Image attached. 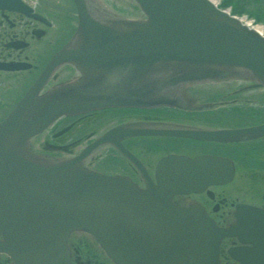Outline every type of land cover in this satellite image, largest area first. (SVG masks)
Returning <instances> with one entry per match:
<instances>
[{
    "label": "water",
    "instance_id": "water-1",
    "mask_svg": "<svg viewBox=\"0 0 264 264\" xmlns=\"http://www.w3.org/2000/svg\"><path fill=\"white\" fill-rule=\"evenodd\" d=\"M74 1L75 36L0 123V256L14 264H69L68 238L85 232L116 264H219L220 242L236 229H219L200 206L179 208L172 200L227 182L230 163L169 156L159 164L158 185L147 181L143 190L86 169L80 159L46 161L29 141L64 115L178 106L190 84L240 79L264 87V37L211 0H134L142 19L96 18L84 0ZM64 64L79 78L42 93ZM117 133L236 142L264 126L201 131L166 124L154 131L136 124Z\"/></svg>",
    "mask_w": 264,
    "mask_h": 264
},
{
    "label": "flooded vegetation",
    "instance_id": "flooded-vegetation-1",
    "mask_svg": "<svg viewBox=\"0 0 264 264\" xmlns=\"http://www.w3.org/2000/svg\"><path fill=\"white\" fill-rule=\"evenodd\" d=\"M84 2L93 17L129 18L128 8L118 11L111 0ZM78 25L74 0H0V122L73 39ZM79 76L73 66L61 65L50 74L42 93ZM180 99L175 107L65 115L33 137L29 148L46 161L80 159L86 169L127 178L143 190L147 181L158 185V167L166 157L223 159L232 165L230 180L176 195L173 202L179 208L196 204L217 228L236 229V234L220 242L219 264H264V133L245 135L236 142L117 133L122 126L136 124L154 131L166 124L201 131L257 129L264 126V87L240 79L206 81L187 85ZM106 137L111 140L102 142ZM67 243L69 264H116L85 232H73ZM0 264L14 263L2 256Z\"/></svg>",
    "mask_w": 264,
    "mask_h": 264
},
{
    "label": "rangeland",
    "instance_id": "rangeland-1",
    "mask_svg": "<svg viewBox=\"0 0 264 264\" xmlns=\"http://www.w3.org/2000/svg\"><path fill=\"white\" fill-rule=\"evenodd\" d=\"M105 2V0H101ZM109 2V0H106ZM113 8L120 11L128 8L129 18L141 19L142 12L139 10L137 4L133 0H111ZM217 5L221 9L228 10L231 14L238 12L236 16H241L252 23L253 26H260L264 28V0H217Z\"/></svg>",
    "mask_w": 264,
    "mask_h": 264
},
{
    "label": "bare ground",
    "instance_id": "bare-ground-1",
    "mask_svg": "<svg viewBox=\"0 0 264 264\" xmlns=\"http://www.w3.org/2000/svg\"><path fill=\"white\" fill-rule=\"evenodd\" d=\"M215 5H217V0H211ZM247 25L248 27H250L251 29H254L255 31H257L258 33L262 34L264 36V28L260 27V26H253L252 23L247 21Z\"/></svg>",
    "mask_w": 264,
    "mask_h": 264
},
{
    "label": "trees",
    "instance_id": "trees-1",
    "mask_svg": "<svg viewBox=\"0 0 264 264\" xmlns=\"http://www.w3.org/2000/svg\"><path fill=\"white\" fill-rule=\"evenodd\" d=\"M237 13H238V12H235V14H236V15H238V14H239V13H238V14H237Z\"/></svg>",
    "mask_w": 264,
    "mask_h": 264
}]
</instances>
